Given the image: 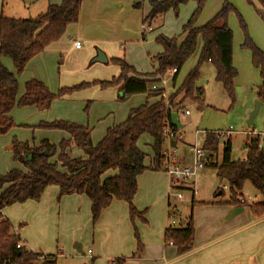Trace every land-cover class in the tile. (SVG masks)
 Returning a JSON list of instances; mask_svg holds the SVG:
<instances>
[{
    "label": "trees",
    "instance_id": "trees-1",
    "mask_svg": "<svg viewBox=\"0 0 264 264\" xmlns=\"http://www.w3.org/2000/svg\"><path fill=\"white\" fill-rule=\"evenodd\" d=\"M194 2L195 9L187 22L182 26L179 44L175 38L157 40L162 44V52L151 58L155 71L151 75H138L124 58L109 61L119 69L118 77L109 81L82 83L72 88L59 89L51 93L40 81L32 79L24 84V93L17 99L18 82L1 62L2 58L11 60L16 75L23 72L28 61L43 52L50 44L58 41L70 24L78 21L82 0H62L60 4H48L45 12L29 19H9L0 13V135L14 127L9 114L17 107L34 106L39 111H46L52 102L59 97L85 89L90 85H98L101 89L117 88L119 102L126 101L133 95H146V102L130 110L124 122L107 129L104 137L95 145L91 142L90 130L78 124L67 121L40 123L41 130L61 131L68 135L58 145L43 141L38 147L30 146L13 139L10 146L12 160L20 163L25 171L12 169L0 176V264H56L55 256L37 254L23 248L17 249L20 238L11 231V224L1 214V211L14 204L26 201H39L45 189L56 186L59 190L58 199L69 195H84L90 202L91 223L94 225L103 210L108 208L113 200L123 201L128 206V217L133 225L135 220H144V212H138L132 201L137 192V178L145 171H161L164 137L162 135L163 120L170 124V114L173 108L179 106L169 97L170 110L164 107L163 90H154L151 86L161 81L172 69V81L178 72L193 55L198 39L202 43L196 66L187 74L177 89L174 98L181 94L183 98L199 100L201 90L196 83L200 77V67L210 63L215 69V81L234 101V79L237 75L232 63L233 34L227 26V19L236 10L229 0H222L219 12L206 24L196 27V21L204 9L207 0H151L150 10L143 22H148L163 16L172 10L177 13L181 5ZM262 8L257 11L264 14V0H256ZM251 4V3H250ZM134 8H139L138 4ZM243 33L242 49L251 55L252 67L257 69L261 85L256 96L264 101V54L250 38L242 18L236 14ZM159 98L154 103L148 100ZM173 131L177 129L170 124ZM247 131L252 132L247 128ZM143 135L151 138L152 162L144 165L145 155L138 149L137 142ZM247 155L245 160L231 159V143L224 140L222 157L219 162H212L219 150V141L211 132L204 135L202 149L206 154V167L215 169L221 185H225L229 194L227 204L242 206L239 198L248 183L259 196V201L247 206L251 215L260 218L264 215V139L246 137L244 143ZM71 147L81 150L83 158H72L68 155ZM45 152L44 156L42 153ZM31 155L30 160L24 161ZM25 156V157H24ZM54 159L51 161L50 159ZM112 172V175H108ZM222 191V189H219ZM169 207V204H168ZM177 215V212H174ZM194 227L192 215L185 226H169L163 235L165 245L173 246L178 255L189 252L193 247ZM134 237L137 243L136 254L141 251L138 233L134 226ZM43 258L40 260V257ZM135 254L131 256L134 257ZM124 259L112 261L121 264Z\"/></svg>",
    "mask_w": 264,
    "mask_h": 264
},
{
    "label": "rangeland",
    "instance_id": "rangeland-1",
    "mask_svg": "<svg viewBox=\"0 0 264 264\" xmlns=\"http://www.w3.org/2000/svg\"><path fill=\"white\" fill-rule=\"evenodd\" d=\"M61 1L62 0H0V13L3 17L9 19H29L43 13L46 5H58ZM123 1L124 0H100V2L95 6H91V0L88 4L85 3L83 7L85 16H83L81 25H68L62 37L56 41L57 43H52V46L50 44L48 46L49 48L47 47L48 50L46 57H44V59L39 62L37 66L42 70V72H45L44 78L42 79H44L47 83L46 87L51 93L56 94L58 90L63 87H74L82 84V82L85 84H92L94 82L109 81L113 77L116 78L118 76V68L110 61L106 64L96 62L95 64L90 65V61L92 60L89 59H91L92 56H85V54L81 52L82 50L79 51L73 47V40L77 39L81 41L83 47L86 46L84 40L81 38V35H83L86 31L85 29L90 28V34L99 39L95 40L96 43L93 42L91 45V47L94 46L92 51H101L102 48H105V50L108 51L110 58H115V51L120 54V57L118 58L132 56L137 64H139V68H142V56H140V54L142 53V55L146 57L144 51H148V53L152 54L156 52L155 49L157 46L162 47V44L157 40L159 37L177 39L181 32L182 25L185 24L186 20L191 15V11L186 12L183 8H188L190 4H195L192 1L187 2L179 7L177 13L170 10L163 16L151 21L148 26V22L145 23L142 21L148 10V0H137V2L139 1L140 3V8L138 9L132 7L133 4L136 3L135 1L130 3L128 6H125ZM222 3V0H207L203 11L197 19V22L205 23L208 21L215 15L216 10L222 6ZM229 3L236 10V14H238L244 21L247 32L252 41L264 54V14L263 16H259L257 14V11H261V7L257 4L256 0H229ZM122 7L123 10H120ZM91 11L96 13L99 18L104 17L105 20L98 21L97 25L91 24L90 27L87 24L88 16H86V14ZM236 14L231 13L227 19V26L233 34L232 63L233 67L237 71V75L233 82L234 101L231 102L222 86L215 81V69L210 63H203L199 69L200 77L196 86L204 87V92L202 93V97H199V100L190 98L184 99L181 94L174 98L177 92L174 88L171 93L165 92L164 94L165 98L172 97L174 99V103H180L179 106L173 108V111L178 112L177 115L181 126L177 130V136L180 137V141L177 142L176 147L173 149V154L178 160L186 161V164L188 165H191L193 162L190 148L196 147L202 149L204 135L206 132H224L231 129L232 133L228 135V138L230 139L232 146V160L241 159L242 155L245 153L246 150L242 147L246 141V137H259L260 139H264V101L261 102L260 110L249 127V130H252L253 132L251 133L253 134H246V136L239 132L242 130L247 131L248 126L246 122L248 120L249 113L253 109L254 102L257 100L256 91L261 85V79L259 77L258 70L252 67L250 52L241 48L243 43V33ZM101 27L103 29L99 30L98 28ZM142 34L144 36L143 39L141 37ZM195 55L196 53L194 52L181 68L176 86L182 84L181 82H183L184 77L187 76L189 69L193 66V64H195ZM1 61L11 71H14V67L10 59L2 58ZM145 63L148 67L153 64L149 56L146 57ZM31 71L36 74L39 70L32 68ZM21 74L18 75L19 82L23 83V80L26 77L20 78ZM170 78L171 74H167L161 78V81L156 85L160 87L162 80L166 81L170 80ZM65 84L70 86H66ZM168 85L164 87L170 90L171 84L169 86ZM113 90H115V88L101 89L98 85H90L85 89L56 98L48 110L39 111V114H43L46 119L50 120L48 123L74 119L76 120L75 124H79V121L85 119L84 117L88 114L91 99L94 100L97 96L96 94H100L105 100H107L108 95L112 94L111 92H113ZM114 93L115 97L113 101L116 105H122V109L126 110L127 116L130 107L135 105L136 102L133 101L134 99L130 98L126 101L119 102L116 100V90ZM139 96L143 98L142 103H144L146 95L139 94ZM158 99L159 98H156L157 101ZM137 104L138 103H136V105ZM15 108H18L17 110L19 111L23 109L22 107ZM184 111L188 112L187 116L181 114ZM109 116H111V114L105 116L100 122H103L104 119ZM38 119L39 118L37 117L31 118L32 121ZM18 120L24 121L25 115L20 114ZM37 126L31 129H36ZM223 142V140L219 142V150L217 155L213 157V162L215 158L217 160L216 162L221 160ZM10 146L0 147L1 155L8 153ZM141 149L147 156H149V154H147L149 153L148 146L142 145ZM50 160L54 161L53 158ZM146 161H148V157H146ZM9 162L15 163L17 168H22L21 170L25 171L23 166L21 164H17L16 161L14 162L9 159ZM3 169H6V166H4ZM110 174H112V172H110ZM195 181L196 184L194 185V189L197 193V196L195 197L198 200L213 199V196L218 193L216 191L218 183L219 188L222 187L216 177L215 169L211 167H205L202 171H200L198 176L195 178ZM211 184L214 185L215 188H212ZM168 191L169 190L166 191L167 195L169 194ZM227 192L228 191H224L223 195L218 199L222 200L224 198H228ZM241 193L245 198L247 196H251L256 197L257 201L260 199L248 183L244 185L243 192ZM181 195V201L168 197L169 204L172 207L179 206L180 209H182V215L175 216L176 227L185 225V217L187 212L189 213L188 207L190 205L191 192L183 190L181 191ZM81 206L82 203L79 207L81 208ZM79 207L76 205H69L68 210L59 214L56 234L52 236L54 237L53 240H50V245L54 246V252L57 254V257H55L56 264H113L112 261L117 259H124V262L121 264H132L134 259L131 258V252H129L128 249L123 252H119L112 243L117 232H114L112 229H104L105 225L103 224L99 230L101 232L95 233L94 227L97 226V222L92 225L91 221L86 222L85 226L83 225L84 222L81 225L71 226L75 222L73 219L74 216H76V222L78 223H80L83 218V207L79 212H77ZM164 208L165 207L162 206V209ZM158 211L159 208H155L154 212L157 213ZM173 212L174 209L171 208L170 214ZM147 213L148 210H146L145 216ZM156 217L157 216L155 215V218ZM135 221L133 225L130 222L131 227L129 233L130 239L134 243V252L137 247L134 237V226L138 233V239L140 233L137 223L143 226H148L146 225L147 223L140 220L138 221V219L137 223H135ZM54 227L55 225L52 224V229H45V241L48 239L47 237L54 234ZM34 230L35 229L33 227L32 232ZM93 234H98V236L94 238ZM99 234H101V236H99ZM80 235L83 236L82 242H79ZM36 236H38V234L35 235V241L37 240ZM95 239L96 242H94ZM102 240L103 249L100 250L96 248V244ZM139 242L141 244L140 239ZM75 244L80 245L81 253L76 251V248H74ZM56 246L57 249L55 248ZM88 250L92 252L91 255L87 254Z\"/></svg>",
    "mask_w": 264,
    "mask_h": 264
},
{
    "label": "crops",
    "instance_id": "crops-1",
    "mask_svg": "<svg viewBox=\"0 0 264 264\" xmlns=\"http://www.w3.org/2000/svg\"><path fill=\"white\" fill-rule=\"evenodd\" d=\"M89 1L90 0H82L78 21L77 23H75L76 25L77 24H79V26L81 25L83 16H85L83 7L85 3L88 4ZM91 1H92L91 6H95L100 2V0H91ZM133 1H135L136 3H134L132 7L134 8V5L138 4L140 8V3L139 1L137 2V0H124L123 3L125 4V6H128L130 3H133ZM149 1L151 0H148V2ZM194 6L195 4H190L188 8L185 7L183 9L186 12L191 11L192 13L193 10L195 9ZM221 7L216 10L215 15L219 12ZM120 10H123V7ZM149 10L150 7L148 4V10L145 13V17L149 13ZM86 16H88L87 24L90 27L91 24L97 25L98 21L105 20L104 17L99 18V16L92 11L86 14ZM145 17H143L142 21L144 20ZM213 17H211L209 20H211ZM208 21H206L205 23L204 22L200 23L196 21L195 26L201 27L204 24H206ZM98 29L101 30L103 28L101 27ZM85 30L86 31L83 33V35H81V38L84 40L86 46L83 47L81 41L78 39L73 40V44L75 42H79L80 47L75 49L79 51L82 50L81 52L84 53L85 56L87 55L92 56L91 59H89L92 60L96 56L97 50L92 51L94 46L91 47V45L93 44V42H95V40H99V39L93 37L90 34L91 31L90 28ZM141 37L142 39L144 38L143 34L141 35ZM166 39H172V38H166ZM181 40L182 37L180 32L179 37H177L176 39L177 44H179ZM55 43L57 42H54L53 44ZM53 44H51V46ZM201 47H202V43L200 39H198L197 47L195 50L196 53L195 64H193V66L189 69L188 73L196 66ZM48 48H46L43 52L37 54L33 59L28 61L26 67L23 70V73L20 75V78L26 77L24 78L23 83L19 82V77L18 75H16L15 69L14 71H11L1 61L2 64L6 67V69L9 72H11L13 75H15L17 79L18 82L17 99H19L23 95L24 84L28 80L35 79L42 82L45 86H47V83L44 81V79H42L44 78L45 72H42V70L37 65L39 62H41L44 59V57H46ZM162 50H163L162 47L157 46L155 49L156 51L155 53L151 54L148 53V51H144V52L146 54V57L149 56L151 59L154 58L157 54L161 53ZM100 52L104 54L107 62L110 59H117L118 57H120V54H118L115 51L114 54L115 58H110L109 53L107 50H105V48H102ZM140 56H142V64H141L142 68H139V64H137V62L133 59L132 56H125V58L124 57L123 58L125 59L128 65L133 67V69L138 75L143 76V75L153 74L155 71V66L152 64L150 67H148V65L145 63L146 57L142 55V53L140 54ZM232 62H233V46H232ZM95 63L96 62L90 61V65H93ZM32 68H36L39 70L36 73L38 75H36L34 72L32 73L31 71ZM117 72L119 74V69ZM179 73L180 71L178 72L177 78L175 79L174 82L172 81V75H171L170 80H166V81L162 80V84L160 87L155 85V86H151V88L161 89L163 90V94H165V92L171 93L173 88L174 90H177L178 87L180 86V85L176 86ZM168 84L169 85L171 84L170 90L164 87L167 86ZM65 85L70 86L68 84ZM63 88H72V87H63ZM197 88L201 90V97H202V93L204 92V87L197 86ZM115 90L117 93V88H115ZM115 90L111 92L112 94L108 95L107 100H105L102 95L96 94L97 95L96 98L94 100L91 99L90 101V106L87 116L84 117L85 119L79 121L78 125L82 127H87L90 130L91 142L93 145H95L98 141H100L104 137L107 129H109L114 125L124 122L125 119L127 118L126 110L122 109V105H118V104L116 105L115 102L113 101L115 97V93H114ZM117 98H118V94L116 96V100ZM130 99H134L133 101L138 103L137 105L136 103L135 105H132L130 107V110L136 109L142 106L146 102L145 99L144 103H142L143 98H141V96L139 95L131 96ZM156 101H157L156 98H152L148 100L149 103H154ZM15 107L11 110L9 114L10 118L14 122V127L11 128L7 133L0 135V147H5V146L9 147L13 139L21 143H28L30 146L33 147H38L39 144L43 141H47L51 145H58L60 141L68 139V135L61 131L52 132V131L40 130L38 128L31 129L37 126L39 123L42 122L48 123L50 121L46 119L43 116V114L40 115L39 110H37L34 106L22 107L23 109H21L20 111L17 110L18 108ZM20 114L25 115L24 121L18 120ZM108 114H111V116L104 119L103 122H100ZM33 117H37L39 119L32 121L31 118ZM66 120L71 121L72 123L73 122L75 123L76 121L74 119H66ZM239 132L244 135L250 133V131H246V130L245 131L242 130ZM151 144H152V140L147 135L141 136L137 142L138 149L145 155L144 165L146 167L150 165L153 159ZM142 145L148 146L149 153L147 154H149V156H147L146 153H144V151L141 149ZM242 148L245 149L244 144ZM231 152H232V146H231ZM68 155L72 158H83V154L81 150H79L76 147H71L70 150L68 151ZM246 155H247V150L242 155L241 159L238 160H245ZM11 157L12 154L10 150L8 151V153H5L4 155H1L0 152L1 175H4L5 173H7L12 169H19V170L22 169V168L21 169L17 168V165L15 163L9 162V159L12 160ZM146 157H148V161H146ZM216 161L217 160L215 158L214 162ZM181 162L186 164V161L184 160H181ZM16 163L20 164L18 162ZM4 166H6V169H3ZM108 175H112V174H110L109 172ZM195 178L193 181L190 182L191 186H194L196 184ZM168 185H169L168 177L162 171L154 172L148 170L137 178V192L132 201V204L138 212H144V220L145 223H147L146 225H148V226H143L137 223L139 220L135 221V223H137V225L139 226V233H140L139 239L142 244L141 245L142 248L139 254H136V251L134 252V243L130 239L129 233H130L131 224L128 217V206L123 201L113 200L110 206L102 211L97 221L96 224L97 226L94 227L95 233L101 232L99 230L101 229V226L103 224L105 225L104 229H108V230L112 229L114 232H117L112 243L119 252H123L124 250L128 249L129 252H131L130 253L131 256L135 254L133 257L134 261L132 264H264V215L260 218H255L251 215L247 206L246 207L231 206L227 204L229 198L228 192H227L228 198H224L222 200L218 199L220 196L223 195L224 191H227L225 185H222V187L219 188V183L218 186L216 187V191L218 193H216L215 196H213V199L198 200L195 197L197 196L196 192L194 193V195L191 194L190 205L188 207L189 213L187 212L186 214L185 224H187L190 215H192V224L195 230L192 249L185 254L178 255L176 253V249L173 246L165 245L163 240V235H164V231L170 226L168 220L170 216V209L171 208L175 209L178 216L182 215V209H180L179 206L172 207L169 204L168 195L166 194V191L168 190ZM212 188H215V186L212 185ZM219 189H222V191ZM58 196H59L58 187L49 186L45 189L39 201L37 202L26 201L22 204H14L12 206L4 208L1 211L2 216L11 224L12 233L20 238L21 242L24 243V245L29 251H32L37 254L39 253L43 255L57 257V254H55L54 252V246L50 245V240H53L54 237L52 236L56 234L57 225L59 222L58 221L59 214L61 212H65L66 210H68L69 205H76L77 207H79L82 203L81 208L83 207V211H84L83 218L80 221V223L76 222V216H74L73 219L75 222L71 226L81 225L83 222H84L83 225L85 226L86 222L91 221L90 202L85 196L69 195V196H63L60 199H58ZM162 206L165 208L162 209ZM236 207L242 208V212L234 216H231L233 209ZM81 208L79 207L77 212H79ZM155 208H159V211L157 213L154 212ZM146 210H148V213L145 216ZM155 215L157 216L156 218ZM52 224L55 225L53 232L54 234L47 237L48 239L45 241V229H52ZM33 227L35 230L32 232ZM174 227L176 226L174 225ZM36 234H38V236H36L37 240L35 241ZM93 235L94 238L98 236V234H93ZM99 236H101V234H99ZM82 237H83L82 235L79 236V242H82ZM68 239H69V235H68ZM94 242H96V239ZM55 248L57 249V246ZM74 248H76L77 252H79L78 250H80L79 253H81L80 245L75 244ZM96 248L100 250L103 249V240L96 244ZM88 251L87 254L91 255L92 252L88 253Z\"/></svg>",
    "mask_w": 264,
    "mask_h": 264
},
{
    "label": "built area",
    "instance_id": "built-area-1",
    "mask_svg": "<svg viewBox=\"0 0 264 264\" xmlns=\"http://www.w3.org/2000/svg\"><path fill=\"white\" fill-rule=\"evenodd\" d=\"M75 48L80 47L79 42L74 43ZM175 73V70L172 69L168 72V74L173 75ZM155 86V85H153ZM154 90H157V88H154ZM163 98V104L164 107L170 110V103L168 98H165L164 94L162 95ZM175 113H178L175 111ZM184 115H188V112H182ZM171 124V123H170ZM169 122L164 119L163 120V127H162V135L164 137V148L162 150V167L161 171L165 173L168 176L169 179V185H168V197L175 198L177 201L182 200L181 191L188 190L191 192V194L194 195L195 189L194 186L190 185V182L198 175L200 171H202L206 167V154L203 151V149L192 147L190 148V152L192 153L193 162L191 165L182 163L180 160H178L174 154L173 149L176 147L177 142L180 141V137L177 136V131H173L170 128ZM215 135V138L220 142L221 140H226L228 138V135L231 132V129H228L227 131L220 132H211ZM253 133H247V135H251ZM171 142L175 143V146L172 147L170 144ZM226 188V187H225ZM257 202L256 197L247 196L246 198L242 196L239 198V204L244 206H250L252 204H255ZM176 210L174 209V212ZM170 214L169 216V223L171 227H174L176 224L175 220V213ZM17 249L23 248L25 250H28L24 243L21 241L16 246ZM29 251V250H28ZM32 252V251H31ZM90 253V251H88ZM43 258V255L40 257V260Z\"/></svg>",
    "mask_w": 264,
    "mask_h": 264
},
{
    "label": "water",
    "instance_id": "water-1",
    "mask_svg": "<svg viewBox=\"0 0 264 264\" xmlns=\"http://www.w3.org/2000/svg\"><path fill=\"white\" fill-rule=\"evenodd\" d=\"M92 62H98V63H106L107 60L104 56V54L100 51H97L96 52V56L92 59ZM260 107H261V102L256 100L254 102V106H253V109L252 111L249 113V116H248V120L246 122L247 126L250 127L252 122L254 121L255 117L257 116L259 110H260ZM170 123L172 126H174L177 130L181 127L180 124H179V120H178V115L177 113L173 112L170 114ZM172 147L175 146V143L174 142H171L170 144ZM44 156L46 155L45 152L42 153ZM25 157V156H24ZM31 158V155L29 154L28 157L26 159H24V161H28L30 160ZM242 212V208H234L232 213H231V216H234L238 213H241ZM78 250V249H77ZM80 252V250H78Z\"/></svg>",
    "mask_w": 264,
    "mask_h": 264
}]
</instances>
